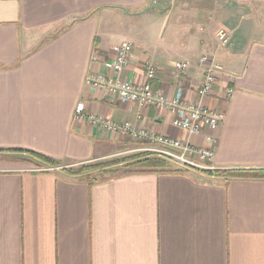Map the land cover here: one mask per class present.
Returning <instances> with one entry per match:
<instances>
[{
  "label": "crops",
  "instance_id": "crops-1",
  "mask_svg": "<svg viewBox=\"0 0 264 264\" xmlns=\"http://www.w3.org/2000/svg\"><path fill=\"white\" fill-rule=\"evenodd\" d=\"M263 2L0 0V264H264ZM221 27L230 33L224 46ZM125 40L134 50L124 77L143 83L152 63L154 88L169 97L175 63L190 62L184 97L225 114L213 131L219 174L174 164L94 180L63 172L151 145L77 120L79 102L152 134L204 143L169 111L86 82L113 73V46ZM212 63L223 69L200 97Z\"/></svg>",
  "mask_w": 264,
  "mask_h": 264
},
{
  "label": "built area",
  "instance_id": "built-area-1",
  "mask_svg": "<svg viewBox=\"0 0 264 264\" xmlns=\"http://www.w3.org/2000/svg\"><path fill=\"white\" fill-rule=\"evenodd\" d=\"M220 45L228 44L229 31L221 27L216 32ZM134 50V44L125 40L113 46L114 59L111 62L113 73L91 74L86 82L94 88L105 91L107 94L124 102L136 103L140 106L154 107L160 111H169L173 114V124L191 135H201L203 144H192L180 139L152 134L145 129L134 127L130 122H116L108 117L86 111L85 104L79 102L75 108L74 117L77 120L87 122L99 129L117 132L128 136L137 142H147L151 145L141 148L143 151L152 152L167 158L172 164L186 169L199 171H214L218 168L214 165L215 147L217 137L213 134L225 119V114L214 110L202 102H191L184 97L182 77L190 68L188 60L175 63V76L177 79L176 93L169 97L164 91L156 90L152 83L157 77V69L149 63L147 66V80L143 83L134 82L124 77L123 72L129 66ZM209 59L208 55L200 58V63ZM223 67L218 63H212L197 88L200 97L212 92L217 82V71ZM228 96L233 93L228 88ZM61 167H49L48 169H60Z\"/></svg>",
  "mask_w": 264,
  "mask_h": 264
},
{
  "label": "trees",
  "instance_id": "trees-1",
  "mask_svg": "<svg viewBox=\"0 0 264 264\" xmlns=\"http://www.w3.org/2000/svg\"><path fill=\"white\" fill-rule=\"evenodd\" d=\"M19 152H25L30 157L39 161L48 167H59L58 161L47 157L43 154L34 151L15 150ZM172 163L164 156L152 153V152H141L122 160H111L102 161L95 163L81 164L75 166H63V172L73 177H84L90 180H94L95 176L100 173L104 174H118L120 172L130 173L139 170H152V171H163L167 170L168 166ZM221 170L204 171L207 174H219ZM261 176H264V170L261 172ZM93 181H91L92 183Z\"/></svg>",
  "mask_w": 264,
  "mask_h": 264
},
{
  "label": "rangeland",
  "instance_id": "rangeland-1",
  "mask_svg": "<svg viewBox=\"0 0 264 264\" xmlns=\"http://www.w3.org/2000/svg\"><path fill=\"white\" fill-rule=\"evenodd\" d=\"M254 4H255V6H256V1H254L253 2ZM264 3V2H263ZM263 8V10H264V4L263 5H261V3H260V5H258V7L257 8ZM141 152H147V151H132V152H129V153H126V154H123V155H121V156H118V157H114V158H112V159H108L107 161H111V160H122V159H124V158H128L129 156H133V155H135V154H139V153H141Z\"/></svg>",
  "mask_w": 264,
  "mask_h": 264
},
{
  "label": "water",
  "instance_id": "water-1",
  "mask_svg": "<svg viewBox=\"0 0 264 264\" xmlns=\"http://www.w3.org/2000/svg\"><path fill=\"white\" fill-rule=\"evenodd\" d=\"M149 8H154V4L152 3V4H150L146 9H149Z\"/></svg>",
  "mask_w": 264,
  "mask_h": 264
}]
</instances>
